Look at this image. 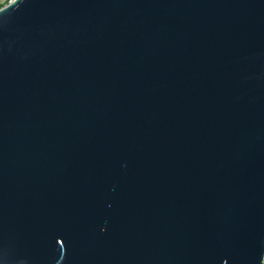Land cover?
Returning <instances> with one entry per match:
<instances>
[{"label": "water", "instance_id": "obj_1", "mask_svg": "<svg viewBox=\"0 0 264 264\" xmlns=\"http://www.w3.org/2000/svg\"><path fill=\"white\" fill-rule=\"evenodd\" d=\"M0 264H264V0L0 8Z\"/></svg>", "mask_w": 264, "mask_h": 264}, {"label": "built area", "instance_id": "obj_2", "mask_svg": "<svg viewBox=\"0 0 264 264\" xmlns=\"http://www.w3.org/2000/svg\"><path fill=\"white\" fill-rule=\"evenodd\" d=\"M14 0H3L4 6L12 3Z\"/></svg>", "mask_w": 264, "mask_h": 264}, {"label": "rangeland", "instance_id": "obj_3", "mask_svg": "<svg viewBox=\"0 0 264 264\" xmlns=\"http://www.w3.org/2000/svg\"><path fill=\"white\" fill-rule=\"evenodd\" d=\"M0 5H3L4 6L3 0H0Z\"/></svg>", "mask_w": 264, "mask_h": 264}, {"label": "trees", "instance_id": "obj_4", "mask_svg": "<svg viewBox=\"0 0 264 264\" xmlns=\"http://www.w3.org/2000/svg\"><path fill=\"white\" fill-rule=\"evenodd\" d=\"M3 7V5H0V8H2Z\"/></svg>", "mask_w": 264, "mask_h": 264}]
</instances>
